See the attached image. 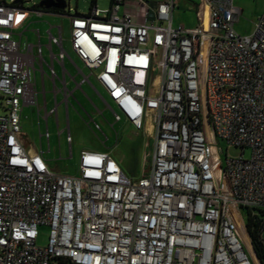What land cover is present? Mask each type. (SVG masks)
<instances>
[{"label":"built area","instance_id":"obj_1","mask_svg":"<svg viewBox=\"0 0 264 264\" xmlns=\"http://www.w3.org/2000/svg\"><path fill=\"white\" fill-rule=\"evenodd\" d=\"M202 2L194 28L172 25L174 0L155 8L133 0L135 12L128 0H111L110 10L95 5L87 15H66L72 53L112 102L96 92L112 114L110 127L151 128L149 169L133 178L108 152L81 151L75 177L51 170L41 152L29 154L20 114L37 106L35 64L44 110L45 67L53 87L45 120L57 118L60 104L68 112L88 78L64 51L61 27L57 36L47 31L48 60L39 31L37 46L22 51L14 32L31 10L0 0V264H260L241 209L264 210V12L240 35L232 0ZM66 123L71 152L68 116ZM209 131L241 155L221 159ZM44 136L48 142V131ZM40 226L49 229L45 246L37 245Z\"/></svg>","mask_w":264,"mask_h":264},{"label":"rangeland","instance_id":"obj_2","mask_svg":"<svg viewBox=\"0 0 264 264\" xmlns=\"http://www.w3.org/2000/svg\"><path fill=\"white\" fill-rule=\"evenodd\" d=\"M7 4L12 3L14 0H5ZM42 0H24L22 7L31 10L30 17L26 20L22 28L14 32L15 40L21 44L22 51H25L28 45L37 46L38 40L36 31H39L41 36V44L43 45V55L48 60V44L47 31L53 27L51 34L57 36L56 27L62 28L63 48L64 51L70 56L84 73L88 71L83 68L81 63L76 59L70 48V20L68 14L74 16L75 14L87 15L95 7L100 11L110 10L111 0H96L94 5L92 0H64L66 8L59 12L62 15H53L43 13L38 16L35 10L39 9L38 5ZM234 5L241 9L242 15L240 20L235 24L236 30L243 35H248L252 28V22L255 17L262 12L264 0H233ZM178 3L179 0H176ZM186 16L182 8L176 9L173 17V26L194 27L196 26L195 20L186 21ZM19 34H22L19 37ZM36 48L34 49V51ZM59 49L53 47V53L57 54ZM66 69L75 75L68 59L65 61ZM35 70L32 81L35 84V91L37 93V106L23 107L21 117V131L23 134L24 147L28 151L43 153L44 159L47 161L49 168L56 173L68 176L79 175L80 152L82 150H98L108 152L117 160L127 175H140V172L145 166L148 170L150 166V156L154 146V138L150 133L148 123H145L143 130L137 131L130 125L124 123L114 124L113 128L110 125L113 123L112 114L109 110L105 109V104L100 96L91 91V89L84 85L81 90H75L73 97L69 99L68 109V129L72 137L71 152L69 151L68 144L66 143L67 137V123H66V110L62 103L63 96L58 94L56 96L57 103L60 104L57 109V118L55 115H50L45 120V111L50 112L54 108V95L52 83L48 79L49 70L44 68L45 78V103L42 94V83L39 65L35 64ZM54 70L61 78L60 67L55 64ZM79 82L80 78L76 77ZM58 89L62 88L60 83H56ZM75 85L70 79H67V89L73 91ZM105 102L110 106L112 102L104 94L101 95ZM89 99L99 108L104 110V116L94 117L95 122L100 126L101 132L94 131L87 125L89 122V113H92L91 103ZM2 111L0 110V114ZM49 133V141L45 138V133ZM62 133L58 134L59 132ZM104 135L107 136L105 140ZM209 142L215 148L217 155L224 159L226 156L237 157L240 156L242 150L237 147L228 146L224 141L217 140L211 131H209ZM71 153V154H70ZM251 150L246 148L244 156L249 158ZM222 192L230 195L228 188V181L224 180L222 185ZM39 237L37 240L38 246H45L49 235V229L44 226L38 228Z\"/></svg>","mask_w":264,"mask_h":264},{"label":"crops","instance_id":"obj_3","mask_svg":"<svg viewBox=\"0 0 264 264\" xmlns=\"http://www.w3.org/2000/svg\"><path fill=\"white\" fill-rule=\"evenodd\" d=\"M144 1H146V2H148L149 3V6L151 7V8H155V6L161 1V0H144ZM174 9H173V12H172V25H173V17H174V13H175V10L176 9H181L182 8V10H183V13H184V15L186 16V21L188 20V21H192L191 20V18L193 19V20H195V22H196V26H197V24H198V22H199V15H201L200 14V11L202 12V10H203V8H204V6H203V2H202V0H179V2L177 3L176 2V0H174ZM232 5L239 11V16H238V21L240 20V17H241V15H242V11H241V9L240 8H238V7H236L235 5H234V1L232 0ZM126 8H127V10H129V11H131V12H135L136 11V8H135V5H134V3H133V0H128V5H126ZM264 12V5H263V10H262V12L261 13H259L256 17H255V19H254V21L251 23L252 24V28H251V31L249 32V34L252 32V30H253V26H254V23H255V21H256V19L258 18V16H260L262 13ZM182 26H184L183 24H182ZM185 28H194V27H191V26H189V27H186V26H184ZM235 27V26H234ZM235 30H236V28H235ZM236 32L237 33H239L237 30H236ZM240 34V33H239ZM240 35H243V34H240ZM75 62V61H74ZM76 63V62H75ZM82 65V64H81ZM78 68L80 69V70H82V73L88 78V81L87 82H85L84 84H82L81 85V89L83 88V86L84 85H87L90 89H91V91H93L94 93H96V92H98L100 95H105L106 96V94H105V92L103 91V89L100 87V85L98 84V82L95 80V77H94V75L93 74H90L89 73V71H88V74H86V73H84V70L83 69H81L79 66H78ZM84 68V67H83ZM85 69V68H84ZM86 70V69H85ZM80 78V77H79ZM97 94V93H96ZM92 102V100H90L89 99V103H91ZM93 103V102H92ZM94 104V103H93ZM95 105V104H94ZM96 106V105H95ZM97 107V106H96ZM91 108H92V113H89V115H88V117H89V122H87V125H89V127H91V129L92 130H94L93 129V126H92V123H91V121H90V118L91 119H93L94 121H95V118L94 117H100L99 115H97L96 114V111L94 110V108H93V106H92V104H91ZM99 109V108H98ZM66 110V109H65ZM100 111H102V110H100ZM66 114H67V116H68V112H66ZM102 117V116H101ZM122 122V121H121ZM124 122V121H123ZM118 123H120V122H118ZM124 123H126V122H124ZM126 124H128V123H126ZM128 125H130V124H128ZM131 126V125H130ZM132 127V126H131ZM149 130H150V133H151V128L149 127L148 128ZM95 131V130H94ZM59 134V133H58ZM72 138V137H71ZM108 138V137H107ZM23 145H24V143H23ZM25 146V145H24ZM82 151H97V152H103V151H98V150H82ZM29 152V154H34L35 152H33V151H28ZM37 153V152H36ZM43 154V153H42ZM44 158V157H43ZM114 159V158H113ZM115 160V159H114ZM118 164H119V162L117 161V160H115ZM47 162V161H46ZM119 166H120V164H119ZM121 167V166H120ZM121 169H122V171L127 175V173L123 170V168L121 167ZM145 169V166H143V169H142V171L140 172V175H132V174H130V175H127V176H129V177H133V178H138V177H140L141 175H142V173H143V170Z\"/></svg>","mask_w":264,"mask_h":264},{"label":"trees","instance_id":"obj_4","mask_svg":"<svg viewBox=\"0 0 264 264\" xmlns=\"http://www.w3.org/2000/svg\"><path fill=\"white\" fill-rule=\"evenodd\" d=\"M96 0H92L94 5ZM39 10V9H37ZM46 13H59L60 11L51 9L44 11ZM241 215L244 221L245 228L251 240L253 251L259 260L260 264H264V210L242 208ZM61 264H67L61 262Z\"/></svg>","mask_w":264,"mask_h":264},{"label":"water","instance_id":"obj_5","mask_svg":"<svg viewBox=\"0 0 264 264\" xmlns=\"http://www.w3.org/2000/svg\"><path fill=\"white\" fill-rule=\"evenodd\" d=\"M23 2L24 0L13 1L14 4H23ZM38 8L43 10H64L66 8V2L64 0H42L39 3Z\"/></svg>","mask_w":264,"mask_h":264},{"label":"clouds","instance_id":"obj_6","mask_svg":"<svg viewBox=\"0 0 264 264\" xmlns=\"http://www.w3.org/2000/svg\"><path fill=\"white\" fill-rule=\"evenodd\" d=\"M39 10H41V11H46V10H43V9H39ZM58 11H62V10H58ZM46 13V12H45Z\"/></svg>","mask_w":264,"mask_h":264}]
</instances>
